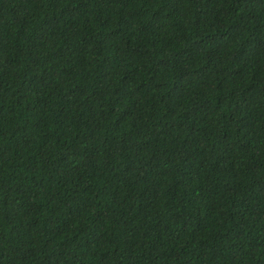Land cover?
<instances>
[{"label": "trees", "instance_id": "16d2710c", "mask_svg": "<svg viewBox=\"0 0 264 264\" xmlns=\"http://www.w3.org/2000/svg\"><path fill=\"white\" fill-rule=\"evenodd\" d=\"M0 264H264V0H0Z\"/></svg>", "mask_w": 264, "mask_h": 264}]
</instances>
